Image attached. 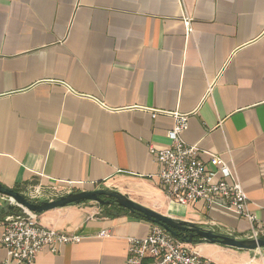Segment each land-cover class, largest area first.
Wrapping results in <instances>:
<instances>
[{
	"label": "crops",
	"instance_id": "1",
	"mask_svg": "<svg viewBox=\"0 0 264 264\" xmlns=\"http://www.w3.org/2000/svg\"><path fill=\"white\" fill-rule=\"evenodd\" d=\"M175 114L188 116L183 138L204 161L232 164L263 218L264 0H0L1 184L40 185L48 198L109 187L247 238L249 220L233 211L167 198L150 145H170ZM38 219L82 240L33 264H127L128 237L153 225L90 203ZM193 248L219 264H264V249Z\"/></svg>",
	"mask_w": 264,
	"mask_h": 264
},
{
	"label": "built area",
	"instance_id": "2",
	"mask_svg": "<svg viewBox=\"0 0 264 264\" xmlns=\"http://www.w3.org/2000/svg\"><path fill=\"white\" fill-rule=\"evenodd\" d=\"M188 30L192 31L189 25ZM173 125L168 132L171 143L166 149L150 145L167 198L183 206L202 201L233 211L249 220V237L264 238V216L260 218L250 210L249 196L232 164L217 154H208L209 161H204L199 146L185 141L183 133L189 128L187 115L175 114ZM42 190L40 185L34 187L37 194ZM259 208L264 211V203ZM38 216L22 209L3 221L0 248L5 250L6 259L2 264H33L44 248L59 253L63 245L82 240L79 235H65L40 224ZM100 235L106 236L107 231ZM126 253L127 264H219L155 223L145 236L128 237Z\"/></svg>",
	"mask_w": 264,
	"mask_h": 264
},
{
	"label": "water",
	"instance_id": "3",
	"mask_svg": "<svg viewBox=\"0 0 264 264\" xmlns=\"http://www.w3.org/2000/svg\"><path fill=\"white\" fill-rule=\"evenodd\" d=\"M35 187V186H34ZM33 189L20 192L13 187H6L0 183V196L11 199L12 203L0 207L1 211L8 214H16L19 212H10L11 209L17 207L19 209H28L32 212L42 214L45 211L58 209L66 206L79 205L89 202H96L98 205H117L120 208L127 209L133 214L139 213L147 221L152 224H158L164 227L173 236L177 237L181 242L193 245L201 243H210L223 245L228 248L238 250H258L264 249V238H238L235 235L217 232L211 228H206L202 224H196L187 220H181L170 215H164L157 212L153 208H148L138 202L133 201L130 197L122 192L109 187L93 188L89 190L73 189L65 194L57 195L53 198L45 196L44 188L41 194H37ZM10 212V213H9ZM3 220V221H4ZM186 233V234H185ZM185 234V235H184Z\"/></svg>",
	"mask_w": 264,
	"mask_h": 264
},
{
	"label": "trees",
	"instance_id": "4",
	"mask_svg": "<svg viewBox=\"0 0 264 264\" xmlns=\"http://www.w3.org/2000/svg\"><path fill=\"white\" fill-rule=\"evenodd\" d=\"M16 190H18V191H20V192H22V189L21 188H19V187H16L15 188ZM106 207H111V208H113V210L114 211H116V212H118V213H120L121 212V210H123L124 208H120L119 206H117V205H105ZM105 206H103V207H105ZM20 212L21 211V209H19V208H17V207H15V208H13V209H11V211L10 212ZM9 212V213H10ZM2 214H3V212H2ZM8 213L6 212V211H4V214H3V216L1 217V220L3 221L4 220V218H5V216L7 215ZM139 216H141V217H143L142 215H140L139 213H137ZM136 214V215H137ZM144 218V217H143Z\"/></svg>",
	"mask_w": 264,
	"mask_h": 264
},
{
	"label": "rangeland",
	"instance_id": "5",
	"mask_svg": "<svg viewBox=\"0 0 264 264\" xmlns=\"http://www.w3.org/2000/svg\"><path fill=\"white\" fill-rule=\"evenodd\" d=\"M12 203L11 199H7V198H3L2 196H0V207H3L5 205H7L8 203ZM90 205L92 206H97L98 204L96 202H89Z\"/></svg>",
	"mask_w": 264,
	"mask_h": 264
},
{
	"label": "flooded vegetation",
	"instance_id": "6",
	"mask_svg": "<svg viewBox=\"0 0 264 264\" xmlns=\"http://www.w3.org/2000/svg\"><path fill=\"white\" fill-rule=\"evenodd\" d=\"M185 234H186V233H185ZM185 234H184V235H185Z\"/></svg>",
	"mask_w": 264,
	"mask_h": 264
}]
</instances>
